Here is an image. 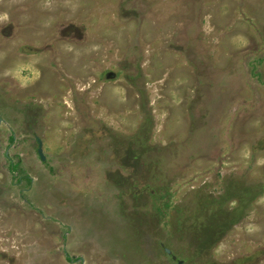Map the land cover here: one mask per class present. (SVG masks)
<instances>
[{
  "label": "rangeland",
  "instance_id": "rangeland-1",
  "mask_svg": "<svg viewBox=\"0 0 264 264\" xmlns=\"http://www.w3.org/2000/svg\"><path fill=\"white\" fill-rule=\"evenodd\" d=\"M0 264H264V0H0Z\"/></svg>",
  "mask_w": 264,
  "mask_h": 264
},
{
  "label": "clouds",
  "instance_id": "clouds-1",
  "mask_svg": "<svg viewBox=\"0 0 264 264\" xmlns=\"http://www.w3.org/2000/svg\"><path fill=\"white\" fill-rule=\"evenodd\" d=\"M32 66L29 63L17 62L12 68L8 69L4 75H11L13 78L17 79L21 86H24L28 82V77L24 75L26 72H31Z\"/></svg>",
  "mask_w": 264,
  "mask_h": 264
},
{
  "label": "water",
  "instance_id": "water-1",
  "mask_svg": "<svg viewBox=\"0 0 264 264\" xmlns=\"http://www.w3.org/2000/svg\"><path fill=\"white\" fill-rule=\"evenodd\" d=\"M115 76V73H113V72H108L107 74H106V77L107 78H113ZM38 143H39V148H38V153H39V155H40V157L42 158V159H44V155H43V152H42V147H41V140L40 139H38ZM167 252H169V250H167Z\"/></svg>",
  "mask_w": 264,
  "mask_h": 264
},
{
  "label": "trees",
  "instance_id": "trees-1",
  "mask_svg": "<svg viewBox=\"0 0 264 264\" xmlns=\"http://www.w3.org/2000/svg\"><path fill=\"white\" fill-rule=\"evenodd\" d=\"M11 166H12V168H14V167H15V165H14V164H11Z\"/></svg>",
  "mask_w": 264,
  "mask_h": 264
}]
</instances>
